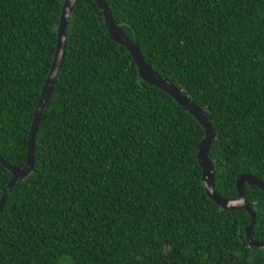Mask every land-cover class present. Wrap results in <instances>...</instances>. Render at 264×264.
Returning a JSON list of instances; mask_svg holds the SVG:
<instances>
[{
	"label": "trees",
	"instance_id": "16d2710c",
	"mask_svg": "<svg viewBox=\"0 0 264 264\" xmlns=\"http://www.w3.org/2000/svg\"><path fill=\"white\" fill-rule=\"evenodd\" d=\"M152 71L213 128L215 191L264 181V0H104ZM63 0H0V156L21 167ZM198 120L144 80L94 0H77L33 165L0 211V264H264L246 209L205 192ZM11 173L0 164V194ZM264 240V189L244 184Z\"/></svg>",
	"mask_w": 264,
	"mask_h": 264
},
{
	"label": "water",
	"instance_id": "95a60500",
	"mask_svg": "<svg viewBox=\"0 0 264 264\" xmlns=\"http://www.w3.org/2000/svg\"><path fill=\"white\" fill-rule=\"evenodd\" d=\"M100 11L103 15L104 24L106 30L111 39L125 46L126 50L133 57L138 74L147 82L153 84L154 86L160 88L168 95H170L183 109L188 111L193 115L200 125L204 129V136L200 140L197 148V160L201 167V179L205 189L206 194L210 199H212L218 206L223 209H246L249 212V215L252 217L251 222L245 227V238L250 245L257 247H264V240L258 241L252 237L251 227L254 222V211L248 206L245 202V191L244 184L255 185L261 189H264V181L260 180L256 176L244 173L239 175L236 178V189H237V198L236 199H227L220 196L214 189L213 176L214 169L212 165V160L208 156V149L213 138V128L210 125L208 119L204 113L197 108L190 100H188L176 87L168 83L165 79L156 76L152 71L151 67L146 63L142 54L140 53L137 45L124 34L122 28L115 23L112 19L107 5L104 0H94ZM77 0H63L61 11L58 19V24L56 28V47L54 50L53 59L51 62L50 69L42 85L38 100L36 102L33 119L31 127L28 133L27 142H26V159L25 163L21 167H15L7 163L0 156V164L11 173V177L4 186L0 194V211L3 206V203L10 191L11 186L17 178L23 177L28 174L33 165V148L35 136L42 115L43 109L46 105L47 99L50 95L52 86L54 84L56 74L58 72L60 62L62 60L63 51L65 47V31L68 23V18L72 7L75 5Z\"/></svg>",
	"mask_w": 264,
	"mask_h": 264
}]
</instances>
